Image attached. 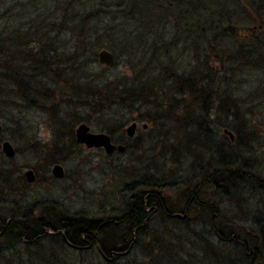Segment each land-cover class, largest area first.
Returning <instances> with one entry per match:
<instances>
[{"label":"trees","instance_id":"trees-1","mask_svg":"<svg viewBox=\"0 0 264 264\" xmlns=\"http://www.w3.org/2000/svg\"><path fill=\"white\" fill-rule=\"evenodd\" d=\"M151 5L160 7L159 15H168L169 11L174 16L177 14L176 20L186 22V27L188 21L198 20L197 28L205 43L213 36L210 46L196 47L195 53L199 55L196 68L188 70L182 80L172 83L179 92L192 93V102L212 91L206 84H211L217 71L209 69L210 58H207L213 51L211 45L218 41L231 40L233 53L227 56L229 62L239 58L247 60L251 63V71L264 76V0H0V108L7 111L11 106L29 100V106H32L29 82L39 81L35 93L40 95L42 92L44 101H52L54 111L50 112L59 126L55 129L62 132L55 140L62 142L64 132L67 134L65 139L70 140L69 144L62 142L61 149L57 143V152L47 153L49 156L44 157L42 164H53L55 159L74 155L69 151V145H74L73 127L76 125L89 124L93 117H98L99 121H106L103 131L110 136L134 120L132 116L141 118L139 113H142L141 119L150 122L152 129L140 145L150 149L156 142H162L179 163L190 155L193 169L188 171L190 174L179 175L176 182L169 185L158 183L162 181L159 179L164 180V169H156L158 174L148 179L155 183L147 181L144 188L133 190L120 218L129 240L126 243L122 239L119 247H113L103 238L107 227L119 228L117 222L98 221L85 215L69 216L51 205L43 208V216L31 217V209H27L23 218L13 216L6 220L8 223L0 220V264H52L53 254L48 251L49 247L40 244L48 232L53 233L49 236L51 245L76 251L97 245L103 257H113L118 264L116 260L120 255L138 254L142 242L139 234L156 218H161L163 231L172 229L185 239L189 237L187 227H202L197 236L203 234V229L208 233L202 241L204 258L193 264H264V177L260 176L256 160L239 158L238 152L248 147L242 142L244 138L236 137L232 141L224 133L218 137L209 123L196 120L197 127L192 133L186 126L181 130L179 144L168 145L172 133L167 129L170 119L163 113L164 102L169 101V106L173 107L179 98L174 95L176 92L167 96L161 87L170 88L171 81H163L161 86L151 81L143 83L139 81L141 77H137L133 83L114 84L103 75L94 79L76 73L93 63L101 46L120 53L115 67L122 58L121 51L127 53L126 59L131 66H139L141 61H138L137 51L136 55L130 51L141 49L143 35L139 23L143 22V13ZM108 10L111 11V22L106 24L110 27L101 28L105 23L102 12ZM120 12L124 15L120 16L123 21L118 17ZM125 14L132 18L128 19ZM237 30L249 35L238 38ZM69 33L77 36L76 46H91L89 53L83 48L82 53L74 51L66 58L61 46H69L65 36ZM152 49H148L150 53ZM142 54L144 56L145 50ZM79 60L82 61L80 65ZM206 76L211 78L207 82ZM81 112L89 116L82 117ZM224 118L220 124L223 131L233 130L235 124L229 121V115ZM186 120L183 119L184 124ZM245 125L239 124V130L236 128L239 136L244 133ZM201 139L205 140L204 145ZM126 147L123 152L128 150ZM203 147L207 151H203ZM212 150L216 153H209ZM58 153H61L60 158ZM210 171L214 175H203ZM27 186L15 158L7 159L0 151V197L25 193ZM172 186L178 190L175 199L165 197ZM207 191L211 193L209 198ZM250 202H254L249 206V209L254 208L251 214L256 215L255 219L260 223L239 225L237 205L245 208ZM256 205L262 207L256 208ZM255 209H260L258 214ZM184 214L186 218L181 219ZM165 231L170 234V230ZM194 240L197 243L199 239ZM150 241L154 246L147 250V256L125 264H171V260L179 264L177 250L166 246L162 252L155 253L158 239L152 237Z\"/></svg>","mask_w":264,"mask_h":264},{"label":"rangeland","instance_id":"rangeland-1","mask_svg":"<svg viewBox=\"0 0 264 264\" xmlns=\"http://www.w3.org/2000/svg\"><path fill=\"white\" fill-rule=\"evenodd\" d=\"M147 8L149 10L145 11L144 16H142L143 22L139 23V29L143 35V44L141 49L130 51L133 55H136L137 51L138 61H141L139 66H131L126 59L127 53L124 51H121L122 58L118 60L116 67L108 68L99 65L97 54L101 49L112 52L116 61L120 55V53L114 52L107 46H101L96 51L93 63L87 64L84 70L79 69L76 73L85 77L93 76L94 79L103 75L114 84L116 82L133 83L134 80H137V77H141L139 81L143 83L151 81L150 83L156 82L161 86L163 81H171L170 88L168 86L161 87L164 88L167 96H172L176 92L174 95L179 98L177 104L173 107L169 106V101L164 102L163 113H166L170 119L167 129L172 133L168 145L173 146L174 143L177 146L179 144L181 130H184L186 126L187 130L192 133L197 127L196 120H204L205 123H209V127L217 133L218 137L223 136L224 127L220 124L225 120L224 116L228 114L229 121L235 124L232 127L233 130H229V132L233 138H244L242 142L248 145L247 149L238 152L239 158L242 157V160H256V165L259 164L260 167V176L264 177V76L251 71V63L247 60L244 61L239 58L236 62H229L227 56L233 53L230 47L233 46L231 40L218 41V44L213 43L211 45L213 51L208 53L207 58H210L209 69L212 68L217 71V74L212 77L211 84H206V88L209 87L212 91L204 94L205 96L197 102H192V93L183 94L184 92H179L174 88L176 85L172 83L182 80L188 70L196 68V59L199 57L195 53L196 47L210 46L213 36L211 40L209 38L208 43H205L203 34L197 28L198 20L188 21L187 29L186 22L176 20L178 17L176 13L177 17L171 11L168 12V15L162 16L159 15L160 7L151 5ZM111 11H116V9ZM111 11L102 12L105 14L102 17L105 23H102L101 28L108 26L107 22H111ZM120 16H124L122 12L118 13L119 18ZM126 16L128 19L132 18L128 14ZM156 16L159 19L154 21L153 18ZM120 20L123 21L121 18ZM248 35L249 33L246 34L245 31H236V37L238 38L239 36L247 38ZM65 36L68 39L69 46H61V48L66 58L70 57L74 51L79 54L82 53L83 48L88 53L91 50V46H76L78 40L75 34L69 33ZM154 46H156V49ZM30 47L32 49L37 48L36 46ZM151 48L153 49L150 53ZM144 50L145 54L143 56L142 52ZM81 62L79 60L78 64L80 65ZM69 67L72 68L73 64ZM210 79L207 76L204 78L206 82ZM30 85L32 90L29 89V94L31 95L30 99L32 98L31 100L34 101L32 103L33 107L29 106V100L28 102H21L17 106H11L7 111L0 108V136L2 137L0 151L7 158L2 152V144L8 142L12 146L14 150L12 158H15L16 165L21 167L22 176L28 185L25 193L0 197V220H5V223H8L6 220L10 217L23 218L27 209H31V217L43 216L45 215L43 208L51 205L56 210L61 213L64 211L69 216L85 215L98 221L117 222L118 229L106 228L104 240H108L113 247L121 246L120 241L122 239L128 243L129 238L124 234L125 229L121 225L120 218L133 190L144 188V183L149 181L151 175L158 174L156 169H164L162 173L164 180L159 179L162 180L158 182L159 184L163 182V184L168 183L169 185L170 182H176L179 175L190 174L191 172L188 171L193 170L191 156L188 155L189 158L187 157L186 161L184 158L179 163L173 157V153L169 151L168 146L162 142H156V144L150 146V149L142 147L140 141L147 139L152 124L141 119L142 113H139L141 118L137 115L132 116L134 120L126 123L120 131L113 132L110 135L111 137L103 131L106 121L101 122L98 117H93L89 124L76 125L73 127L75 146L69 145V151H73L74 155L55 159L53 164H42L44 157L56 153L58 145L61 149L60 144L64 141L69 144L70 140L65 139L67 135L65 132L62 136V142L55 140L62 135V132L55 129L59 126L56 124L55 115L50 112L53 110L52 101L48 99L44 101L42 90H40V95L37 92L35 93V88H39V81H30ZM182 95H184L183 98ZM225 100H229L228 102L231 104ZM227 109L229 110L226 111ZM80 116L89 115L86 112H81ZM183 119H187L186 124H184ZM133 123L136 124L134 136L127 137L126 129ZM243 123L246 124V127L243 126L244 133L239 136L237 129L239 130L241 126L238 125ZM82 125L89 127V132L93 134L108 136L115 150L107 153L103 148H87L85 145L77 143L76 130ZM244 128H246V131ZM224 136L229 138L228 135L224 134ZM204 141L201 139L202 145L205 144ZM63 145L68 146L64 143ZM117 146H122L123 151L127 146L128 150L118 152ZM203 151H207L205 147H203ZM61 153H58V158H60ZM209 153H216V150ZM55 166L62 168L63 177L60 179L55 178L52 174ZM29 170L33 172L34 179L32 182H28L25 177L26 172ZM203 175H214V173L211 171L204 172ZM149 182L155 183L151 180ZM177 193L176 186H172L166 191L165 197L175 199ZM210 194L207 191L208 198ZM261 207L256 205V208ZM252 210L254 208L244 213L243 210L240 212L237 208L239 225L245 224L244 220L249 218ZM259 210L255 209V213L258 214ZM162 226L161 218H156L148 224V227L144 226L139 234L141 238L139 241L142 242L139 244L141 246L138 249V254L135 252L132 255L124 253L117 258L116 263H130L134 259L147 256L149 254L147 250L154 246L150 241L152 237L158 239L154 247L155 253L162 252V249L166 246L174 248L177 250L176 257L179 264H193L197 259L204 258L202 241L208 236V233L203 229L202 235H196L202 227H187V234L190 238L185 239L178 232H173L172 229H165L170 230L168 235L167 231H163ZM47 234L48 236L42 239L40 244L49 247L48 251L53 254L52 264H115L113 257L105 258L99 253L97 245L90 246L83 251L64 250L58 245H51L49 236H52L53 233L48 232ZM194 239L201 241L197 240V243H195ZM197 261L200 262V260ZM171 264H174L172 260Z\"/></svg>","mask_w":264,"mask_h":264},{"label":"water","instance_id":"water-1","mask_svg":"<svg viewBox=\"0 0 264 264\" xmlns=\"http://www.w3.org/2000/svg\"><path fill=\"white\" fill-rule=\"evenodd\" d=\"M98 63L101 66H106L108 68H114L116 65V59L112 52L106 49H101L97 54ZM136 129V124H131L126 129V135L127 137L134 136V132ZM223 133L225 135H228L229 138L232 140L233 136L230 132L227 130H224ZM76 141L77 143H81L85 145L87 148H103L107 153L113 152L115 150L114 145L111 144L110 139L108 136L103 134H93L89 132V127L87 126H80L76 130ZM118 152L123 151L122 146H117ZM2 152L7 158H12L14 156V150L12 146L8 142H4L2 144ZM52 174L55 178H62L63 177V171L60 166H55L52 170ZM26 180L28 182L33 181V172L31 170L27 171L25 174Z\"/></svg>","mask_w":264,"mask_h":264},{"label":"flooded vegetation","instance_id":"flooded-vegetation-1","mask_svg":"<svg viewBox=\"0 0 264 264\" xmlns=\"http://www.w3.org/2000/svg\"><path fill=\"white\" fill-rule=\"evenodd\" d=\"M230 140H231V139H230ZM232 141H233V139H232ZM253 203H254V202H250L249 204L245 205V208H244V207H240L239 205H237V208L239 209V211H240V210H243L244 213H247L248 210H249V206H252ZM240 212H241V211H240ZM255 216H256V215H254V214H250V215H249V218H246V219L244 220V222H245L246 224H248V225H255V224L260 223L259 220L255 219ZM180 217H181V219H184V218H186V214H184L183 216H180Z\"/></svg>","mask_w":264,"mask_h":264}]
</instances>
